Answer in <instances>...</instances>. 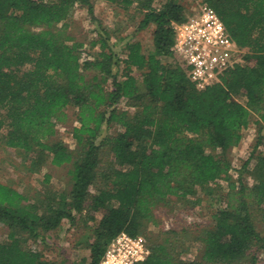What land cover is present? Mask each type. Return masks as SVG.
I'll use <instances>...</instances> for the list:
<instances>
[{
  "label": "trees",
  "instance_id": "obj_1",
  "mask_svg": "<svg viewBox=\"0 0 264 264\" xmlns=\"http://www.w3.org/2000/svg\"><path fill=\"white\" fill-rule=\"evenodd\" d=\"M105 1L140 13L137 29L154 26L148 53L130 38L121 57L123 38L95 17L90 0H0V140L21 150L32 172L48 161L69 165L70 182L54 190L46 173L30 200L0 181V223L9 229L0 264H55L37 246L63 220L93 222L84 240L89 254L73 264H99L120 232L147 237L149 253L134 264H254L252 250H264L253 217L264 225V0H202L242 49V62L203 89L171 50L173 25L187 17L179 0ZM76 4L94 24V52L85 59L82 43L65 31ZM67 107L77 122L73 148L52 138ZM252 115L258 138L232 178L231 150ZM220 181L227 200L211 226L185 224L183 238L175 228L147 232L160 205L173 197L196 204ZM187 243H198L196 258L181 257Z\"/></svg>",
  "mask_w": 264,
  "mask_h": 264
},
{
  "label": "rangeland",
  "instance_id": "obj_2",
  "mask_svg": "<svg viewBox=\"0 0 264 264\" xmlns=\"http://www.w3.org/2000/svg\"><path fill=\"white\" fill-rule=\"evenodd\" d=\"M93 5V13L102 23L116 32L123 38L117 41V38H112L113 42L117 43V50L120 56L124 53L122 48L127 39L139 40L143 46V51L148 53L152 49V32L154 26L150 24L143 29H137L141 14L134 9L123 10L115 5L107 3L105 0H90ZM162 0H157L155 5L159 6ZM185 8V13L188 16L193 11L197 10L202 0H179ZM65 31L73 41L81 42L79 48L81 58L85 59L92 56L94 50L89 46L90 40L95 36L93 33L94 24L90 21L88 11L85 6L76 4L71 17L66 21ZM60 26V24H59ZM90 73V72H89ZM242 99V98H241ZM120 106L126 108L125 102H121ZM66 118L64 121L58 122L55 126V135L53 139H61L69 148L74 147V141L71 137V128L76 125L75 110L71 107L65 109ZM257 115L251 116V123L242 131V140L238 146L231 150L232 162V178H236L240 173L238 170L242 163L247 159L252 151L253 145L258 138V126L255 124ZM261 135L264 131L260 132ZM29 160L24 158V153L21 150L5 146L0 140V181L10 185L18 191L25 194L32 200L36 193L43 188V178L45 174L50 175L49 185L54 190H67L70 188L68 168L69 165H54L49 161L45 163L40 171L32 172L28 169ZM242 178L249 180L245 173H242ZM227 182L220 181L211 193L201 195L198 203L193 204L186 200L171 198L169 204L160 205L154 211L155 222H150L147 227V232L151 235L162 236L164 232L175 228L178 230L179 238H183V233L180 228L192 226L190 230L196 231L199 228L211 226L213 223V214L215 210L224 205L227 200ZM253 217L258 230L264 233V225L258 218L257 213L253 212ZM79 218V217H78ZM191 223V224H189ZM93 222L84 223L77 220V223L71 227L66 220H63L58 230L50 231L47 236L48 243L42 244L38 248L42 249L44 257L59 264H73L76 260L82 257H87L89 254L88 248L85 246L84 240L90 235V227ZM9 229L7 226L0 223V242L6 240ZM147 244L146 236L140 235ZM32 245V243H30ZM188 246V247H187ZM187 251L183 252L181 257L184 259H194L199 254L198 243L186 244ZM254 252L256 261L254 264H264V250L255 248ZM251 258L248 256L247 261ZM219 264V263H216Z\"/></svg>",
  "mask_w": 264,
  "mask_h": 264
},
{
  "label": "built area",
  "instance_id": "obj_3",
  "mask_svg": "<svg viewBox=\"0 0 264 264\" xmlns=\"http://www.w3.org/2000/svg\"><path fill=\"white\" fill-rule=\"evenodd\" d=\"M173 28L171 50L189 67V77L198 89L217 82L223 70L242 62V49L228 34L217 12L204 2ZM148 253L141 236L120 232L108 243L99 264H134Z\"/></svg>",
  "mask_w": 264,
  "mask_h": 264
}]
</instances>
